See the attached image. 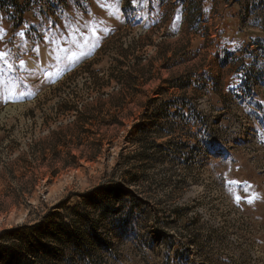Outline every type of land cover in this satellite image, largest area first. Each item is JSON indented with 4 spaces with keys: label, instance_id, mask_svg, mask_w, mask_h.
Returning a JSON list of instances; mask_svg holds the SVG:
<instances>
[{
    "label": "rangeland",
    "instance_id": "obj_1",
    "mask_svg": "<svg viewBox=\"0 0 264 264\" xmlns=\"http://www.w3.org/2000/svg\"><path fill=\"white\" fill-rule=\"evenodd\" d=\"M226 2L0 0V233L43 231L0 264H264V0Z\"/></svg>",
    "mask_w": 264,
    "mask_h": 264
},
{
    "label": "trees",
    "instance_id": "obj_2",
    "mask_svg": "<svg viewBox=\"0 0 264 264\" xmlns=\"http://www.w3.org/2000/svg\"><path fill=\"white\" fill-rule=\"evenodd\" d=\"M226 2V0H225ZM227 3V2H226ZM227 9L224 10L223 12V19H222V34L221 37L223 40H225L226 37H231V39L238 37L240 34H242V30L239 29V26H237V24L234 22V20L236 19V12L238 10V12H240V5L238 3L236 4H226ZM236 11V12H235ZM232 33V35L230 34ZM225 36V38H223ZM183 81V84H181V82ZM193 77L192 78H180L179 79V83L181 84L180 87L181 89L187 88L189 86H191ZM175 86L178 85L177 82L173 83ZM174 87V86H173ZM186 96L182 95L178 98H176L175 101H177V104L182 103L184 105V101ZM172 102H169L167 105V108H170L171 111H173V108L170 107ZM182 108H184L182 106ZM181 111L183 110H178L176 112H174L175 114H179L181 113ZM183 117H186V115H184ZM136 127H140V131H144L145 129H143L140 124H137ZM73 197L72 194H70L68 197H66L65 199H63L54 209L56 210H62L63 212H68V209L70 206L69 205V201L70 198ZM84 197V196H83ZM89 197V195L86 196V198ZM98 204V203H97ZM78 206L75 205L74 208H76ZM55 217L54 215L52 216V218ZM55 228L54 225L49 226V233L50 235H54V237H56L57 242L63 243V236L67 235V230L65 228H59L58 230L53 231ZM40 225H34V226H17L15 228H9L6 229L4 231H2L0 233V237L4 238H12V239H17L20 241H25V240H29L30 238L27 236L26 233H31L32 235L34 234H43V231L40 230ZM5 252L7 253V256L3 259L5 264H43L42 261H44L47 251L43 250L42 252L36 253V254H31L32 256H26V254H24L23 251H20V249L18 248L17 245H10L5 247ZM34 256V257H33ZM33 257V258H32Z\"/></svg>",
    "mask_w": 264,
    "mask_h": 264
},
{
    "label": "snow or ice",
    "instance_id": "obj_3",
    "mask_svg": "<svg viewBox=\"0 0 264 264\" xmlns=\"http://www.w3.org/2000/svg\"><path fill=\"white\" fill-rule=\"evenodd\" d=\"M136 0H132V3L135 4ZM7 54L6 53H0V58H3L5 57ZM5 63H7V61L5 60ZM8 67L11 69L12 68V65L11 64H8ZM0 71H2V69H0ZM5 102H7V97L5 98ZM212 145H209V149L211 150L212 149ZM249 202L251 203L252 200L250 199Z\"/></svg>",
    "mask_w": 264,
    "mask_h": 264
}]
</instances>
